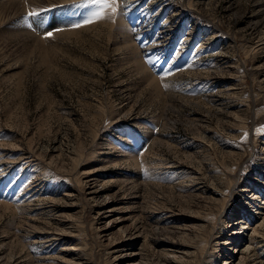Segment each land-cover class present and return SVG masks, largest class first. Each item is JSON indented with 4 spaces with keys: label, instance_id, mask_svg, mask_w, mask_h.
Segmentation results:
<instances>
[{
    "label": "rangeland",
    "instance_id": "374dc122",
    "mask_svg": "<svg viewBox=\"0 0 264 264\" xmlns=\"http://www.w3.org/2000/svg\"><path fill=\"white\" fill-rule=\"evenodd\" d=\"M6 1L0 264H264V0Z\"/></svg>",
    "mask_w": 264,
    "mask_h": 264
},
{
    "label": "snow or ice",
    "instance_id": "6c2138e0",
    "mask_svg": "<svg viewBox=\"0 0 264 264\" xmlns=\"http://www.w3.org/2000/svg\"><path fill=\"white\" fill-rule=\"evenodd\" d=\"M118 5H119V0H87V3L84 5H75V7L78 8L91 7V8H95L96 10L92 11L82 21L72 24L71 27L80 28L88 24H91L93 22H97L104 18V13L107 10H111L112 13H117ZM28 15L29 17H32L37 14L30 12ZM51 35L52 32L46 33V38L50 37Z\"/></svg>",
    "mask_w": 264,
    "mask_h": 264
},
{
    "label": "bare ground",
    "instance_id": "6f19581e",
    "mask_svg": "<svg viewBox=\"0 0 264 264\" xmlns=\"http://www.w3.org/2000/svg\"><path fill=\"white\" fill-rule=\"evenodd\" d=\"M34 1H36V0H9V1L7 0L6 2L12 4V5L10 4L11 7H10L9 10H11L12 8H14L15 9L14 12L18 13L19 15H24V12H26V11H24V9H25L24 7H26V6L29 7L30 2L34 3ZM34 8H36V6ZM239 224H242V222H240ZM227 240H226V242H227ZM227 244L228 243H225V245H227Z\"/></svg>",
    "mask_w": 264,
    "mask_h": 264
}]
</instances>
